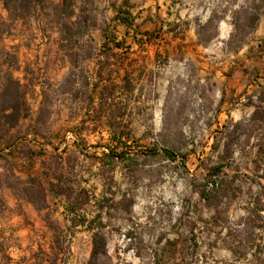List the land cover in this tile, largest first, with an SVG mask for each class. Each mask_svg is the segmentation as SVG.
Segmentation results:
<instances>
[{
    "label": "rangeland",
    "instance_id": "rangeland-1",
    "mask_svg": "<svg viewBox=\"0 0 264 264\" xmlns=\"http://www.w3.org/2000/svg\"><path fill=\"white\" fill-rule=\"evenodd\" d=\"M10 23L28 116L0 145V264H90L100 238L97 264H264V0Z\"/></svg>",
    "mask_w": 264,
    "mask_h": 264
},
{
    "label": "trees",
    "instance_id": "trees-1",
    "mask_svg": "<svg viewBox=\"0 0 264 264\" xmlns=\"http://www.w3.org/2000/svg\"><path fill=\"white\" fill-rule=\"evenodd\" d=\"M55 0H0L7 17L0 14V46L3 49L5 59L0 61V145H8L14 138L13 132L19 127L21 122L27 118V103L22 89L21 82L14 76L12 68L16 56L12 54L3 44L2 39L8 35L12 21L25 20L35 14L39 7ZM16 62V61H15ZM259 116L256 110L251 117V121ZM243 120L239 121L236 127H241ZM264 158V146L259 150ZM218 174V173H216ZM215 174V175H216ZM219 185H216V187ZM99 235H96V238ZM95 238V239H96ZM95 240L94 249L90 264H97L98 257L103 253L104 243L102 238Z\"/></svg>",
    "mask_w": 264,
    "mask_h": 264
}]
</instances>
